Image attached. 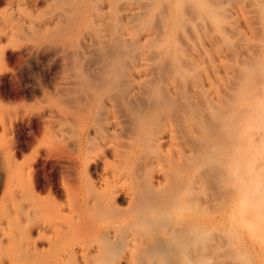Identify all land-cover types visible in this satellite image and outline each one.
I'll use <instances>...</instances> for the list:
<instances>
[{"label":"bare ground","instance_id":"bare-ground-1","mask_svg":"<svg viewBox=\"0 0 264 264\" xmlns=\"http://www.w3.org/2000/svg\"><path fill=\"white\" fill-rule=\"evenodd\" d=\"M251 3L260 42L239 54L225 0H0V93L41 95L0 105L31 145L19 160L0 135V264H264ZM206 41L234 50L224 94L201 82ZM51 57L59 81L27 89Z\"/></svg>","mask_w":264,"mask_h":264},{"label":"rangeland","instance_id":"rangeland-1","mask_svg":"<svg viewBox=\"0 0 264 264\" xmlns=\"http://www.w3.org/2000/svg\"><path fill=\"white\" fill-rule=\"evenodd\" d=\"M229 1H231V0H229ZM239 1L238 0H236V1L232 0V2H235V4L233 5L232 2H228V3L232 4V5H230L225 0L224 7L226 8L227 14H229V16H230L228 18V22H225V27H227L226 29H228L229 27H231V29L234 28L233 31L235 32V37H233L234 36L233 32H232L233 34H231L232 37H233V40L235 42V45H234L233 48H234V50H236L238 48V50H241V53H239V54H243L245 51L244 52H242V51L245 50V48H243L244 44H243V47L240 46L241 45L240 38L242 37L243 39H246L248 44H256V43L258 44L260 41L257 40L258 39L257 36L255 37L256 38L255 40H257V41L254 42L255 40H254L253 37L255 36V34H252V28L254 29V27H255V30L260 28L259 25L261 26V21H260L259 18H256V16H254V18H256L257 20L256 19L254 20V18H253V15H254V13L256 14V11H255V8L253 7L252 3H251V0L244 1V2H246V7H244L245 3L243 2V0H239ZM247 4L249 5V7H248ZM247 11H251L252 13L247 12ZM230 22H231V24H230ZM259 39H260V37H259ZM236 43H237V45H236ZM203 48L206 49V55H204V57H205L204 59L206 60L208 66H205V60L203 59L204 61L202 62V67L200 69V72H201V75H202L201 82H202V84H204V87L206 89L208 88V92H210L211 95L214 96L217 93L224 94V93L227 92V90L225 88L226 86L223 85V84H227L225 82H227V79L230 76L229 69L226 68V65L231 64V62L233 60H235L234 50L232 48L231 49L232 51H231L230 49H227L226 47H222V48H224V49H222L221 45L219 46V44L218 45L211 44L208 41H206L204 43V47ZM240 48H243V49H240ZM209 49H210V52H209ZM229 50H230V52H229ZM238 52H240V51H238ZM238 52H237V50L235 51V53H238ZM226 53H228V55ZM231 53L234 54V55L232 57H230L231 59H229V57H227V56H230ZM220 55L224 56L223 57V61H219L218 60ZM225 57H227V59H225ZM232 58H233V60H232ZM51 59H52L51 61H43L42 63H35V65H33V68L36 69L37 77H32V76L31 77L34 78L35 80L34 79L32 80V78H29V76L27 77L26 74L22 76V82L25 85L28 83L26 85L27 89H28V87H30L29 88V89H31L30 91H32V89L33 90L36 89L34 91H39L38 83H40L41 81H42V83H40V84L42 85V87L44 86V87H48V88H50L51 84L53 85V83L56 82V80H57V82L59 81V78H60V65H58V61H57L56 58L51 57ZM54 59H55V61H54ZM213 62H215L216 64H214ZM214 66H215V68H214ZM221 71H222V73H221ZM227 75H229V76H227ZM29 84L32 85V86H30ZM209 84H212L213 88H212V85H211V87H209ZM217 84H219V87H221V88H218ZM221 91H224V92L222 93ZM38 93H37V95H36V93H35V95H25V96L22 95V97L17 99L16 101L13 100L10 96L8 97L7 96L8 94L6 92L5 93H0V105H4L7 108L8 107L10 108L11 106L13 108H14V106L21 108L27 102L30 103V102H33L35 100H39L40 101L41 95H40V92H38ZM28 96H30V97H28ZM10 109H12V108H10ZM6 118L7 117H5L4 119H6ZM5 121H7V122H5ZM8 122H9L8 118L6 120H3L2 122H0L2 124V125L0 124L1 127H2V128H0V131L2 129V132H1L0 135L3 137V139L7 143L10 141L9 143L13 142V143L16 144V142H17V144L21 145V147L23 145L24 146L26 145V147H24V146L22 147V150H21L20 154L18 153L20 156L22 155L20 158H19V155H18V159L21 160V158L24 157V154H25V157L29 156V154H30L29 151L31 150V148H30L31 145L29 146V144H28V140H29L28 136L30 135V132L28 131L27 127H23V126L11 127V125H9ZM11 128H12L13 131L11 130ZM4 130H5V133H4ZM8 132L10 133L9 135L7 134ZM4 135H6V136H4ZM25 141H27V142H25Z\"/></svg>","mask_w":264,"mask_h":264}]
</instances>
